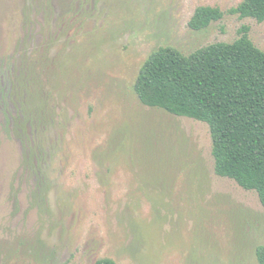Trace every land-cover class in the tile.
<instances>
[{"label":"rangeland","instance_id":"1","mask_svg":"<svg viewBox=\"0 0 264 264\" xmlns=\"http://www.w3.org/2000/svg\"><path fill=\"white\" fill-rule=\"evenodd\" d=\"M242 1L0 0V264H260L264 206L216 174L209 124L135 90L161 46L246 25L264 50ZM201 5L225 14L194 30Z\"/></svg>","mask_w":264,"mask_h":264},{"label":"trees","instance_id":"2","mask_svg":"<svg viewBox=\"0 0 264 264\" xmlns=\"http://www.w3.org/2000/svg\"><path fill=\"white\" fill-rule=\"evenodd\" d=\"M229 12L263 22L264 0H243ZM224 14L218 6L201 5L189 25L200 30ZM8 75L11 99L14 72ZM135 90L147 106L208 123L216 174L255 190L264 206V50L248 26L233 42L211 43L190 54L161 46L141 67ZM6 123L14 133V115ZM257 257L264 264V244ZM94 264L117 263L104 257Z\"/></svg>","mask_w":264,"mask_h":264}]
</instances>
